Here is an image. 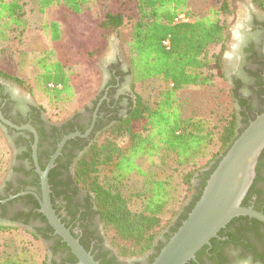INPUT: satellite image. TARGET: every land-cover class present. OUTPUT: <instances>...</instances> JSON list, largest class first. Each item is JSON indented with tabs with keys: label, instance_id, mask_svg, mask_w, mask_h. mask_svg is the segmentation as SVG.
<instances>
[{
	"label": "trees",
	"instance_id": "trees-1",
	"mask_svg": "<svg viewBox=\"0 0 264 264\" xmlns=\"http://www.w3.org/2000/svg\"><path fill=\"white\" fill-rule=\"evenodd\" d=\"M28 1L40 14L51 6L61 5L78 15L90 0H0V42H5L10 33L21 35L27 28L25 6ZM253 2L264 10V0ZM188 3L189 0H121V8L108 9L103 14L98 27L105 34L117 32L127 25L129 20L125 19L123 11L128 9V4L135 5L137 15H140L131 25V39L126 43L124 52L135 101L130 103L125 115L110 118L83 152L74 168V181L80 188L93 194L94 207L105 238L118 257L144 256L153 249L161 231L168 229L164 234L165 242H160L154 248L155 254L148 264L154 261L187 218L218 162L235 138L248 126L246 123L242 129L238 128V118L244 116L242 107L246 106V102L239 98L223 70V54L228 41L227 20L234 13L232 0H220L218 10L210 11L203 17L188 23L174 24L175 15L187 13ZM58 28L55 22L44 26V29L50 32L52 40L59 38ZM166 41L167 46L164 45ZM52 58L51 52L40 53L34 58L33 62L39 71L34 78V87L24 79L2 71L0 78L30 91L35 89L53 101L69 102L74 96L69 72L65 66ZM153 78L162 80L167 89L160 92L158 101L150 108L134 93V87ZM215 78L226 81L233 104L230 113L222 120L223 123L217 131L210 128L205 120L183 119L179 111L180 105L175 98L177 91L186 87L209 86ZM143 132H147L146 135H142ZM117 135H125L128 138L130 147L127 152L123 153L116 145ZM215 144L218 147L217 151L213 152ZM163 150L174 156L175 170L189 168L181 178L188 191L194 189V182L198 183L195 192L180 211L172 214L176 216L172 225L170 219H164L163 214L176 201L174 196L176 185L171 186L167 180L149 182L141 194H135V197L141 199L137 210L131 209V197L124 195L120 189L129 176L142 174L136 163L137 157L143 153L149 157L157 156ZM30 155L31 148L28 146L24 157L29 158L31 162ZM39 166L44 168L40 162ZM106 167H112L110 177L102 174ZM16 171H19V168H13V172ZM34 175L38 185L37 175ZM48 179L50 185V174ZM42 218L46 222L43 216ZM236 221L239 220L232 219L219 231L217 238L212 239L209 245L196 253V261L192 260L187 264H198L201 252L218 244L221 238L226 236L227 229ZM12 228L0 226V231ZM47 230L52 232L49 226ZM46 232L40 233V230H37L30 233L40 241L47 242ZM221 243L224 244L222 241ZM61 244L58 243L57 247L68 248L66 244ZM80 244L83 246L81 242ZM84 249L86 250L85 247ZM213 252L214 250L209 254ZM69 256L67 262L75 263L74 256L71 253ZM15 258L5 260L2 264H31L26 259ZM93 258L97 261L95 257Z\"/></svg>",
	"mask_w": 264,
	"mask_h": 264
},
{
	"label": "flooded vegetation",
	"instance_id": "flooded-vegetation-1",
	"mask_svg": "<svg viewBox=\"0 0 264 264\" xmlns=\"http://www.w3.org/2000/svg\"><path fill=\"white\" fill-rule=\"evenodd\" d=\"M231 59L234 60L235 67L228 77L230 85L236 90L239 98L246 102V106L242 107L245 122L238 126L242 129L246 123L249 124L264 112V17L248 15L242 21ZM109 71L108 80L91 104L60 122L47 119L39 107L15 93L13 83L0 82V114L14 126L28 125L34 129L37 135L38 164L40 162L44 167L42 169L39 166L41 170H45L55 157L48 172L51 178L49 186L52 208L97 262L148 264L155 254L154 249L140 258L127 259L118 257L112 251L106 242L94 207L93 194L80 188L74 181V168L78 159L101 132V128L110 118L125 115L130 103L135 101L128 66L125 68L117 57ZM0 127L9 143L17 150L19 161L16 167L19 171L13 172L12 176L0 185V226L20 227L32 233L37 230H40V233L47 231L48 241L44 242L50 252L47 264H69L67 260L70 259L71 251L69 248L57 247L58 243L62 245V240L53 230L48 232L49 225L47 221L44 222L43 215L39 212L40 205L35 195L40 197V184L32 162L34 134L25 129L16 130L1 120ZM71 134L78 135L68 138L61 145L65 137ZM60 145L61 148L58 149ZM28 146L31 148V162L29 158L24 157ZM255 173L251 189L249 188L242 200L243 207L264 215V149L258 159ZM34 174L37 175L38 185ZM22 192L29 193L16 196ZM237 219L240 223H233L225 232L226 236L221 238L224 244L220 241L209 248L210 250L201 252L198 264H264V223L248 216H239ZM165 240L164 237L159 243H164ZM158 244H155L154 248ZM212 250L213 254H209ZM71 264H77V260Z\"/></svg>",
	"mask_w": 264,
	"mask_h": 264
},
{
	"label": "rangeland",
	"instance_id": "rangeland-1",
	"mask_svg": "<svg viewBox=\"0 0 264 264\" xmlns=\"http://www.w3.org/2000/svg\"><path fill=\"white\" fill-rule=\"evenodd\" d=\"M120 3L121 0H90L77 15L61 5L51 6L40 14L36 7L28 1L25 6L27 28L21 35L10 33L5 42H0V71L24 79L32 87H34V78L39 72L33 62L34 58L40 53L51 52L52 60L60 62L69 72L70 85L74 91V96L69 102L53 101L35 89L30 91L2 78L0 82L13 83L15 93L39 107L45 117L54 122L65 120L73 113L89 106L108 80L109 68L116 62L117 57L127 68L124 56L126 43L131 39V25L140 16L137 15L135 5L128 4L127 10L122 9L125 19L129 22L117 32L105 34L98 27L103 14L108 9L121 8ZM232 3L234 13L227 20L228 41L223 54V70L228 80L230 72L235 67V62L231 59L232 49L235 39L240 34L242 21L248 15L264 17V10L258 7L253 0H232ZM219 5L220 0H189L187 13H184L189 21H193L210 11L218 10ZM51 22L58 24L59 38L57 40H52L50 32L44 29V26ZM225 82L220 78H215L209 86L186 87L177 91L175 98L180 105L181 117L205 120L210 128L217 131L223 123L222 120L228 116L233 107L228 94V85ZM165 89L167 88L162 80L153 78L136 85L134 93L139 95L151 108L158 101L160 92ZM244 119L245 115L238 118V126L244 122ZM146 133L143 132L142 135ZM115 143L123 153L127 152L130 147V142L125 135H117ZM217 147L215 144L213 152L217 151ZM136 163L142 174H132L120 186L124 195L131 197V209H139L141 199L135 197V194H141L149 182L167 180L171 186L176 185L174 193L176 201L163 214L164 219H170V225H172L176 217L172 214L180 211L184 203L195 192L198 183L193 181L194 189L187 190L181 178L189 168L175 170L174 156L166 150L152 157L143 153L137 157ZM18 165L17 150L9 143L0 127V185L12 176L13 168ZM111 172L112 167H106L102 174L110 177ZM167 230L161 231L155 244L164 238ZM30 232L32 231L20 227L0 231V264L14 257L18 260L26 259L31 264L49 262L50 252L47 244L35 238Z\"/></svg>",
	"mask_w": 264,
	"mask_h": 264
},
{
	"label": "water",
	"instance_id": "water-1",
	"mask_svg": "<svg viewBox=\"0 0 264 264\" xmlns=\"http://www.w3.org/2000/svg\"><path fill=\"white\" fill-rule=\"evenodd\" d=\"M0 120L16 130L25 129L34 134L32 162L39 177L40 197L32 194L39 202V212L45 217L54 234L59 236L69 248L76 258L77 264H99L61 222L52 208L48 172L55 157L51 159L45 170H41L36 156L37 135L34 129L28 125L14 126L4 120L1 114ZM75 135L78 134L65 137L61 145L65 140ZM61 145L58 149L61 148ZM263 149L264 112L250 121L232 142L207 180L202 194L191 212L151 264H187L194 261L196 253L204 246L209 245L212 239L218 237L221 229L239 216H248L264 223L262 213L241 205L255 178L256 165ZM26 193L29 192H22L16 196Z\"/></svg>",
	"mask_w": 264,
	"mask_h": 264
},
{
	"label": "built area",
	"instance_id": "built-area-1",
	"mask_svg": "<svg viewBox=\"0 0 264 264\" xmlns=\"http://www.w3.org/2000/svg\"><path fill=\"white\" fill-rule=\"evenodd\" d=\"M189 19L188 16L185 13H178L177 15H175V17L173 18V23L174 24H178V23H188ZM167 41L164 42V45L167 46Z\"/></svg>",
	"mask_w": 264,
	"mask_h": 264
}]
</instances>
